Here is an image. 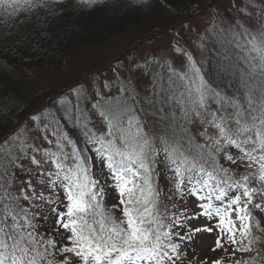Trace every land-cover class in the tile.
Returning a JSON list of instances; mask_svg holds the SVG:
<instances>
[{"label": "snow or ice", "instance_id": "6c2138e0", "mask_svg": "<svg viewBox=\"0 0 264 264\" xmlns=\"http://www.w3.org/2000/svg\"><path fill=\"white\" fill-rule=\"evenodd\" d=\"M62 3L0 0V48L11 40L19 51L20 29ZM256 4L264 10V0H241L218 33L238 64L224 55L206 73L178 39L179 66L147 57L74 90L75 102L58 94L0 139V264H177L189 232L215 234L212 251L232 249L227 264H264V24L239 14ZM231 75L227 92L222 77Z\"/></svg>", "mask_w": 264, "mask_h": 264}, {"label": "rangeland", "instance_id": "374dc122", "mask_svg": "<svg viewBox=\"0 0 264 264\" xmlns=\"http://www.w3.org/2000/svg\"><path fill=\"white\" fill-rule=\"evenodd\" d=\"M156 2L151 0L150 15L101 39L81 40L57 63L29 70L9 67L14 76L11 81L2 80L0 85L1 119L12 124V130L5 137L13 135L17 125L27 122L29 114L41 104L51 109L58 94L75 102L74 90L90 91L104 81L116 80L117 72H122L124 67L131 69L133 64L143 62L147 57L155 55L161 62L171 59L179 66L184 58L175 53L172 47L178 39L194 52L197 60L203 61L204 71L208 69L206 66L212 52L229 47L225 42L226 36L218 33L221 32V26L226 27V18L232 19L238 15L241 0H196L194 4L186 2L183 6L173 5V9ZM244 3H248V0H244ZM260 8L256 4L251 13L239 9V14H250L254 27L258 29L264 24V10L258 11ZM198 44L203 45L202 51L194 49V45ZM89 115L98 129L99 118L93 113ZM64 121L67 127L71 125L69 121ZM71 134L80 139L79 129H72ZM115 202L118 201L108 200L107 206ZM260 218V215H256L257 220ZM192 223L199 227L207 221L201 219L199 223ZM215 240L216 235L213 233L189 232V238L181 244L182 256L177 264H211L212 260L221 257L225 258L227 264L232 249L212 251ZM231 258L246 259L247 255L240 253Z\"/></svg>", "mask_w": 264, "mask_h": 264}, {"label": "trees", "instance_id": "16d2710c", "mask_svg": "<svg viewBox=\"0 0 264 264\" xmlns=\"http://www.w3.org/2000/svg\"><path fill=\"white\" fill-rule=\"evenodd\" d=\"M154 1L173 9V5L183 6L186 2L194 4L196 0ZM151 4V0L149 2L145 0H101L91 8H80L76 6L74 0L63 1L51 14L42 16L34 28L29 26L20 29V39L17 41L19 51L16 50V46L12 44L11 40L8 41V46L0 48V85L3 83L2 80L11 81L13 78L14 75L8 69L9 67L29 70L36 69L41 65L57 63L71 47L81 40L101 39L112 32L125 28L132 22L143 19L146 15H150ZM12 35L15 36V33ZM28 40L31 41L30 48L27 46ZM216 46L218 49V45ZM228 46L227 50L218 49V52H212L207 62L206 73L215 75L217 68L224 63V55H230L232 63L238 64L235 56L238 49L232 45ZM222 78L225 82L223 85L225 90L231 92L232 89L228 88V83L235 82L236 77L231 75ZM209 107L212 110L219 108L225 113L231 111L226 106L222 107L214 101L209 103ZM1 117L0 115V139H3L12 130V124L3 121ZM61 125L71 134L72 125L67 127L63 119ZM160 183L164 186L167 182L161 178Z\"/></svg>", "mask_w": 264, "mask_h": 264}]
</instances>
